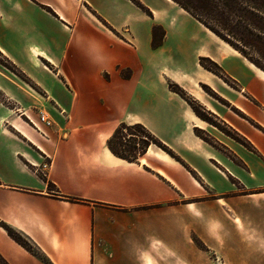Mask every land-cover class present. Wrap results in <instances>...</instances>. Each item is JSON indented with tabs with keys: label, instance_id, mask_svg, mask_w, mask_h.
Masks as SVG:
<instances>
[{
	"label": "crops",
	"instance_id": "1",
	"mask_svg": "<svg viewBox=\"0 0 264 264\" xmlns=\"http://www.w3.org/2000/svg\"><path fill=\"white\" fill-rule=\"evenodd\" d=\"M0 57L17 72L0 64V94L16 102L0 103V264H208L209 251L264 264V73L186 11L171 0H0ZM168 83L251 147L234 149L239 164L196 136L205 122ZM121 125L173 156L153 143L133 160L114 154Z\"/></svg>",
	"mask_w": 264,
	"mask_h": 264
},
{
	"label": "trees",
	"instance_id": "2",
	"mask_svg": "<svg viewBox=\"0 0 264 264\" xmlns=\"http://www.w3.org/2000/svg\"><path fill=\"white\" fill-rule=\"evenodd\" d=\"M171 1L200 22L205 28L248 60L257 69L264 72V0ZM200 62L209 63L215 69L219 70V67L209 62V60L201 59ZM201 66L209 70V68H206L204 65ZM178 91L182 92L181 90ZM128 129H138L141 131L142 136L139 137V141L148 142L147 145L153 143L164 151L167 150L162 144L148 134L142 126L121 125L108 140V147L114 154L119 155L121 153L117 152L114 148L113 140L121 131H127ZM131 135L134 137L137 136L134 134ZM142 152H138V154H142ZM167 153L170 154L169 151ZM123 157L127 160L136 159V157L132 156ZM48 187L51 188L53 185L49 184ZM1 226L13 240L27 251L33 253L32 247L25 239L4 224H1Z\"/></svg>",
	"mask_w": 264,
	"mask_h": 264
},
{
	"label": "rangeland",
	"instance_id": "3",
	"mask_svg": "<svg viewBox=\"0 0 264 264\" xmlns=\"http://www.w3.org/2000/svg\"><path fill=\"white\" fill-rule=\"evenodd\" d=\"M33 56H35V55L33 54ZM253 57L255 58L254 55H253ZM0 64L2 66L6 67V69L8 71H11L14 75H17L16 74L17 72L13 68H11L9 66V64L4 62V60L1 57H0ZM200 64L204 65L206 68H209V70H211L213 73L217 74L218 76L220 75V77H222L220 71L215 69L209 63L200 62ZM123 75L127 76V73L124 72ZM19 77H21V76H19ZM20 79L25 81L26 83H28V81L25 78H20ZM168 88L170 91L175 92L184 101H186L192 107V109L194 110L197 117L205 122V124H203V127L205 128L204 130L196 129L194 131L196 136H198L200 139L204 140L206 143H208L210 146H212L214 151H216V153L218 154V156L220 157L221 160H225V161L231 160V161L239 164L240 162L236 158V155L233 153L234 149L235 148L239 149V148L244 147L247 150H251V147L244 140H242V138H240L232 128L228 127V125H226L223 121H221V119L219 118L218 115H215V116L211 115L207 111L206 108L208 107L210 109H213V107L211 105L207 104V102H205L202 98H198L199 100H197L195 97L188 95L184 89H182L179 85H177L175 83H168ZM178 90H181L182 92H180ZM196 90L200 94L205 93L208 96H210L211 98L215 99V101H217V102L213 101L214 105H216L217 103H220V104L224 103L223 99H221V97L218 94L214 93V91H212L207 86L200 85L199 88L196 87ZM0 103H2V104L5 103L6 105H9L7 107L13 108V110L16 107L15 101H13V100L8 101L4 97H2L1 94H0ZM216 106H218V104ZM27 111H28V115L30 116V119L32 121L37 120V122H38L39 113H41V112H39L38 110H35V109L34 110L33 109L27 110ZM44 113H46V112H44ZM12 114H13V116L15 115V113H12ZM16 114H17V112H16ZM35 115H37V119H34V118H36ZM47 116L50 118V116L48 114H47ZM51 120L53 121V119H51ZM19 125L23 126V128H27L28 130L32 131L30 126H29L30 123H29L28 118H25L23 116L19 117V119L17 120L16 126L18 128H20ZM52 128L53 129L57 128V131L60 134H61V132H63L62 131L63 129H60L57 126L56 122L54 123V121H53L52 127L49 129H52ZM131 134H134L135 136L136 135L137 136L134 137V139L133 138L129 139L128 136ZM141 136H142V133L138 129H133V130L128 129L127 131L126 130L121 131L119 134L116 135V138L113 140L114 148L116 149L117 152L121 153V155H123L125 157L135 156V154H137L138 152H142L148 143V142H144V141H139V137H141ZM166 152H168V151L166 150ZM170 154H172V153H170ZM172 156H173V154H172ZM245 194L246 193L242 192V191L237 192V195H245ZM210 198L208 197V199H210ZM241 199H245V198H241ZM239 202H241V201H239ZM239 204H241L242 206H240V207L243 208L244 202L242 201V203H239ZM241 210L243 211L244 209H241ZM226 214L229 215L228 210H226ZM242 214L244 215V211L242 212ZM245 225H246V223L244 222V219L242 218L241 223L238 222L236 224L238 232L245 231ZM255 225L256 224H253L254 229L256 228ZM250 228L251 227L249 224V229ZM206 257H207L208 264H228L224 255L215 254L212 251H209V253L206 254Z\"/></svg>",
	"mask_w": 264,
	"mask_h": 264
},
{
	"label": "built area",
	"instance_id": "4",
	"mask_svg": "<svg viewBox=\"0 0 264 264\" xmlns=\"http://www.w3.org/2000/svg\"><path fill=\"white\" fill-rule=\"evenodd\" d=\"M38 121L41 125H43L45 128H51L53 125V121L47 116L46 113L41 112L39 113V117H38ZM33 124V123H32ZM33 127L35 129V131L40 134L42 137H45V134L42 130H40L39 127L35 126L33 124Z\"/></svg>",
	"mask_w": 264,
	"mask_h": 264
}]
</instances>
